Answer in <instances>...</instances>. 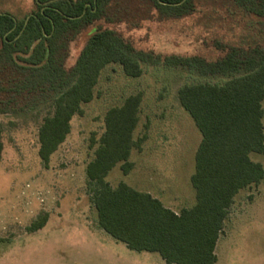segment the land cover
Returning <instances> with one entry per match:
<instances>
[{
    "label": "trees",
    "instance_id": "16d2710c",
    "mask_svg": "<svg viewBox=\"0 0 264 264\" xmlns=\"http://www.w3.org/2000/svg\"><path fill=\"white\" fill-rule=\"evenodd\" d=\"M197 0H34L35 8L18 21L0 14V116L18 117L38 110L39 158L44 169L71 133L72 121L94 99L102 71L117 64L139 78L142 65L160 66L226 78L219 83L183 86L182 108L202 139L195 154L191 185L196 204L176 213L149 193L125 183L112 187L109 173L121 164L131 173L133 151L142 152L148 136L136 138L142 93L130 95L107 111L104 132L90 139L94 158L86 168L87 193L98 225L115 241L138 253H156L165 264H217L216 249L236 196L264 183V166L251 159L264 155V45L239 47L216 42L215 61L197 56H163L138 50L110 26L140 29L155 19L183 20L196 11ZM240 8L264 28V0H221ZM87 41L71 67V46ZM148 129V124L145 126ZM5 128L0 124V165ZM49 220L39 213L27 228L35 233Z\"/></svg>",
    "mask_w": 264,
    "mask_h": 264
},
{
    "label": "rangeland",
    "instance_id": "374dc122",
    "mask_svg": "<svg viewBox=\"0 0 264 264\" xmlns=\"http://www.w3.org/2000/svg\"><path fill=\"white\" fill-rule=\"evenodd\" d=\"M34 8V0H0V14H10L18 21ZM110 28L131 39L138 50L208 61L221 56L216 42L264 45V28L240 8L221 0H197L195 13L183 20L155 19L135 30L125 24ZM87 36L81 35L72 44L67 67L77 61ZM142 68L139 78L128 77L117 64L102 71L94 99L83 105L82 117L73 119L71 133L52 156L48 169L42 167L38 154V110L18 117L0 116L5 128L0 165V264H165L160 255L131 251L99 228L87 193L86 168L95 152L90 139L104 132L109 109L142 93L135 136L146 133L148 139L142 152H132L131 173L125 175L120 164L106 180L114 188L125 183L149 193L176 213L191 209L196 204L191 177L202 136L182 108L178 92L185 85L222 84L227 79L201 78L163 65ZM251 159L264 166V155L252 154ZM41 212L49 214L46 226L28 232ZM216 254L217 264H264V183L236 196Z\"/></svg>",
    "mask_w": 264,
    "mask_h": 264
},
{
    "label": "crops",
    "instance_id": "0c3cea01",
    "mask_svg": "<svg viewBox=\"0 0 264 264\" xmlns=\"http://www.w3.org/2000/svg\"><path fill=\"white\" fill-rule=\"evenodd\" d=\"M165 263V262H164Z\"/></svg>",
    "mask_w": 264,
    "mask_h": 264
}]
</instances>
